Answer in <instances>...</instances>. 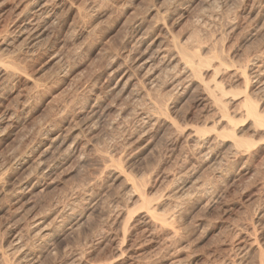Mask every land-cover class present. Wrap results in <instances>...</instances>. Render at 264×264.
Listing matches in <instances>:
<instances>
[{"label":"rangeland","instance_id":"rangeland-1","mask_svg":"<svg viewBox=\"0 0 264 264\" xmlns=\"http://www.w3.org/2000/svg\"><path fill=\"white\" fill-rule=\"evenodd\" d=\"M27 1L0 0V264H261L264 131L235 119L234 146L200 83L157 51L175 38L264 71V0H63L34 46L15 32Z\"/></svg>","mask_w":264,"mask_h":264},{"label":"bare ground","instance_id":"bare-ground-1","mask_svg":"<svg viewBox=\"0 0 264 264\" xmlns=\"http://www.w3.org/2000/svg\"><path fill=\"white\" fill-rule=\"evenodd\" d=\"M27 1V0H26ZM31 1V0H30ZM52 1V0H51ZM62 1L63 0H55V5H50L48 2H47V0H36V3L35 4H31V11H30V13H27V14H25V15H23L22 13V16L20 15L19 16V18L16 20V23H15V21L13 22V23H15V24H17V30H15V32L16 31H18L19 33H20V36L21 35H26L24 38H26L27 39V42H29V44H32V46H34L37 42H39V41H41V38H42V36H43V32H42V30H40V28L41 27H39L40 25H39V23H38V21H39V19L41 18V16L42 15H46L47 17V22H49L52 18L51 17H53L54 16V14H55V7H59V5H61L62 4ZM68 1V0H67ZM28 2V1H27ZM66 3V2H65ZM68 4H70V3H68ZM63 5V4H62ZM72 6V5H71ZM25 7V6H24ZM23 7V8H24ZM30 7V6H29ZM26 8V7H25ZM59 8H61V7H59ZM74 8V7H73ZM154 8V7H153ZM163 9V8H162ZM21 10H23V9H21ZM167 10V9H166ZM78 11V10H77ZM77 11H75V13L77 12ZM152 11V10H151ZM26 12H29V11H26ZM58 12V11H57ZM80 12V11H79ZM78 12V13H79ZM158 12V11H157ZM168 12V11H167ZM147 13V12H146ZM150 13V12H149ZM148 13V14H149ZM161 13V12H160ZM160 13L158 12V14L157 15H160ZM164 13V12H163ZM80 14V13H79ZM83 14V13H82ZM146 15V14H145ZM162 15V14H161ZM164 15V14H163ZM79 16V15H78ZM82 16V15H81ZM148 16V15H147ZM165 16V15H164ZM18 17V16H17ZM77 17V16H76ZM80 17V16H79ZM84 17V16H83ZM136 17V16H135ZM156 17V16H155ZM15 18V17H14ZM57 18V17H56ZM84 18H86V17H84ZM134 18V17H133ZM152 18V17H151ZM157 18H161V16L159 17H157ZM43 19V18H42ZM76 19V18H75ZM77 20V19H76ZM44 21V20H43ZM9 22V21H8ZM12 22V21H11ZM46 22V21H45ZM51 22V21H50ZM55 22V21H54ZM58 22V21H57ZM82 22V21H81ZM55 24V23H54ZM75 24V23H74ZM7 25V24H6ZM9 25V24H8ZM10 25H11V23H10ZM48 25V24H47ZM52 25V24H51ZM164 25V24H163ZM53 26V25H52ZM11 27V26H10ZM15 27V28H16ZM48 27V26H47ZM58 27V26H57ZM6 28V27H5ZM60 28V27H59ZM63 28V27H62ZM134 30V29H133ZM6 32V31H5ZM140 32V31H139ZM7 33H9V32H7ZM12 34H13V32H12ZM139 34V33H138ZM143 34V33H142ZM141 36V35H140ZM22 37V36H21ZM173 37V36H172ZM20 38V37H19ZM23 39V38H22ZM173 39V38H172ZM173 40H175V41H173ZM172 40V42H171V46H170V44H168L169 46H170V48L168 47L167 48V46H166V48H163V49H160V51L158 52L157 51V55L158 56H160V58H158V59H160L161 60V62H163L164 63V61L166 60V58H167V56H168V54H170L171 53V55L173 54V57H174V59L176 58V61H177V65L179 66V68L182 70V72H184V73H188L187 75H189L188 77L190 78V80H191V82H192V79H191V77L193 78V81H195V80H197L199 83H200V85L202 86V92H204L203 94H205V96H206V100H207V104H209L210 105V108L212 109V111L211 112H214L213 114L215 115H217V117H216V125H218V123L219 124H223L224 122H225V124H227V125H225V126H228L226 129V131L227 132H229L228 130L230 129L231 131H230V133L228 134V136H227V138H231V140H233V144H234V146L236 145V146H238L237 144H238V142L240 143V140L239 139H237L238 137H237V135H236V129L238 128L237 126V128L235 129V127H234V120L235 119H237V120H244V122H246V121H248V122H252V124H253V126H254V129H263V131H264V116H263V112H264V110H262L261 109V107H259V105L258 104H256L253 100V98H252V94H250L249 93V87H250V84L252 83H259L258 85H259V87L257 88V90L260 92L261 91V93H263L264 94V71L262 70V67H260V65H258L257 66V61L255 62V61H251V59H250V64H249V62H247L248 63V65H247V67L245 66L244 68H245V70H241V68H239V69H235V68H230V64L229 63H231V62H229V61H226L225 62V58L223 59L222 57H220V56H217V55H213L211 58H206V59H203V56H202V54L198 51V50H196L195 48H193V47H190L189 45L187 46V44L184 42H181L180 40L179 41H176V39L174 38ZM178 40V39H177ZM21 41V40H20ZM24 39H23V44H24ZM186 41V40H185ZM27 42H25V43H27ZM41 43V42H40ZM39 43V44H40ZM1 44V43H0ZM11 44V43H10ZM38 44V45H39ZM21 45V44H20ZM25 45V44H24ZM16 46H18V45H16ZM23 46V45H22ZM21 46V47H22ZM26 46H27V44H26ZM41 46V45H40ZM196 47V46H195ZM18 48H19V46H18ZM23 48V47H22ZM22 48L20 49V52H21V50H22ZM24 48H26V47H24ZM29 48V47H28ZM9 49V48H8ZM30 49H33V48H30ZM35 49H37V48H35ZM205 49H207V47L205 48ZM204 49V50H205ZM210 49V48H209ZM217 49V48H216ZM203 50V49H202ZM204 50H203V52H204ZM26 51H28V50H26ZM209 51V50H208ZM6 52V51H5ZM18 52V51H17ZM22 52H24V51H22ZM30 52H31V50H30ZM34 52V51H33ZM16 53V52H15ZM26 53V52H25ZM5 55V54H4ZM32 55V54H31ZM35 55H36V53H35ZM154 55V54H153ZM17 56H18V54H17ZM16 57V56H15ZM29 57H31L30 55H29ZM156 57V56H155ZM155 57H153V58H155ZM7 58H9L8 56H7ZM7 58H5V59H7ZM256 58V57H255ZM152 59V58H151ZM11 60V59H10ZM23 60H24V58H23ZM150 60V59H149ZM146 61V62H143V64H140V66L141 67H143V68H146L147 70V75H146V73H145V76H146V81H151L152 79L154 80L155 78H156V76H155V72H154V70L156 71V69H152V67H153V65H151V66H149L148 64H150L151 62L150 61ZM9 61V60H8ZM8 61H6V63L8 62ZM18 61V60H17ZM19 61H20V59H19ZM168 61H171V60H168ZM3 62V61H2ZM259 62V61H258ZM19 63V62H18ZM30 63V62H29ZM226 63H228V64H226ZM4 64V63H3ZM11 64V63H10ZM23 64V63H22ZM22 64H21V66H22ZM154 64V63H153ZM167 64V63H166ZM169 64V63H168ZM6 65H9V64H6ZM6 65H5V67H6ZM146 65H148L149 67H147ZM176 65V64H175ZM231 65H232V63H231ZM140 66H138V67H140ZM145 66V67H144ZM155 66V65H154ZM170 67H171V64L169 65ZM173 67H175L174 65H172ZM177 66V67H178ZM233 66H235V65H233ZM240 66V65H239ZM1 67H2V65H1ZM5 67L3 66V68L5 69ZM10 67H13V65L11 64V66ZM151 67V68H150ZM27 68V67H26ZM29 68V67H28ZM32 68V67H31ZM154 68V67H153ZM2 69V68H1ZM0 69V70H1ZM8 70H9V66H8V68H7ZM22 69V68H21ZM21 69H18V71L20 70L21 71ZM141 70H142V68H140ZM234 69V70H233ZM7 70V71H8ZM12 70H14V69H12ZM7 71H2L1 73H3V76L5 75V74H8L9 75V73H7ZM176 71V70H175ZM17 72V71H16ZM168 72H169V70H168ZM177 72V71H176ZM180 72V71H179ZM210 72V76H211V74L213 75V79H212V81L211 82H206L205 80H208L209 78H210V76H208L207 77V79H205V76H207L208 75V73ZM12 73V72H11ZM26 73H27V71H26ZM171 74H172V71L170 72ZM183 73V74H184ZM21 74H22V72H21ZM165 74V73H164ZM166 74H168V73H166ZM15 75V74H14ZM14 75H12L13 77H14ZM17 75H18V73H17ZM156 75H157V73H156ZM173 75V74H172ZM171 75V76H172ZM1 76V75H0ZM7 76V75H6ZM18 76H20V75H18ZM25 76V75H24ZM180 76V75H179ZM178 76V77H179ZM183 76V75H182ZM186 76V75H185ZM174 77V76H173ZM187 77V76H186ZM226 77V78H225ZM233 77H235L236 78V80H238L237 79V77L239 78V79H242V83H244V91L242 92V94L243 95H240L238 98H236V96H231L232 94H230V92L227 90L228 88H230V85L232 84H230V82H227L229 79H231V78H233ZM1 78V77H0ZM18 78V77H17ZM20 78V77H19ZM29 78V77H28ZM27 78V79H28ZM158 78V77H157ZM181 78V77H180ZM183 78V77H182ZM188 78V79H189ZM25 79V78H24ZM145 79V78H144ZM173 79V78H172ZM175 79H176V77H175ZM178 79V78H177ZM226 79H228L226 82H225V80ZM28 80H30V79H28ZM34 80V79H33ZM152 80V81H153ZM181 80V79H180ZM179 80V81H180ZM185 80H187V79H185ZM236 80H234V82L236 81ZM9 81V80H8ZM37 80H35L34 82H36ZM148 81V82H149ZM157 81V80H156ZM159 81V80H158ZM157 81V82H158ZM176 81V80H175ZM178 81V80H177ZM182 81V80H181ZM188 81V80H187ZM4 82H6V81H4ZM231 82H233V81H231ZM237 82H239V81H237ZM37 83V82H36ZM35 83V84H36ZM181 83V82H180ZM188 83V82H187ZM241 83V84H242ZM34 84V83H33ZM147 84V83H146ZM176 84H177V82H176ZM182 84V83H181ZM181 84H178L179 85V87H180V85ZM151 85V84H150ZM156 85V84H155ZM35 86H37V85H35ZM177 86V85H176ZM233 87V86H232ZM231 87V88H232ZM22 88H23V86H22ZM25 88V87H24ZM176 88V87H175ZM231 88H230V90H231ZM36 90V89H35ZM176 90V89H175ZM31 91V90H30ZM263 91V92H262ZM28 92V91H27ZM176 92H178V91H176ZM233 93V92H232ZM29 94V93H28ZM33 95V94H32ZM234 95V94H233ZM236 95V94H235ZM242 96V97H241ZM20 97V96H19ZM254 97V96H253ZM30 98V97H29ZM240 98H242V100L240 101V103H238V104H235V103H237L236 101L237 100H239ZM26 100V99H25ZM234 104V105H233ZM25 105H26V103H25ZM24 105V106H25ZM235 106V105H237L236 107H238L239 109H237V111H234V112H232V113H230L229 111H230V108H229V106L230 107H232V106ZM16 107H17V105H16ZM27 107V106H26ZM236 107H234V108H236ZM14 109H15V107H14ZM151 109V108H150ZM158 109V108H157ZM160 109V108H159ZM159 109H158V111H159ZM149 110V109H148ZM142 111V110H141ZM263 111V112H262ZM148 112V111H147ZM150 112V111H149ZM26 113V112H25ZM143 113V112H142ZM212 114V115H213ZM147 115V114H146ZM2 116V115H1ZM5 116H6V113H5ZM3 117V116H2ZM7 117H9V116H7ZM147 117V116H146ZM4 118V117H3ZM151 118V117H150ZM27 119V118H26ZM148 119H149V117H148ZM214 119V118H213ZM5 120V119H4ZM15 121V120H14ZM151 122V121H150ZM222 122V123H221ZM215 123V122H214ZM23 125V124H22ZM235 125H236V123H235ZM17 126V125H16ZM224 126V125H223ZM213 127H215V126H213ZM222 127V126H221ZM252 127V126H251ZM39 130V129H38ZM41 133V132H40ZM198 134H200L198 131H195L194 132V134H193V136L195 135L196 136V138L195 139H197V141H203V143L205 142V141H207L206 139H204L203 137H200V136H198ZM44 136V135H43ZM219 136V135H218ZM192 137V136H191ZM194 138V137H193ZM216 138V137H215ZM214 138V140H216ZM218 138V137H217ZM42 139H43V137H42ZM208 139V138H207ZM226 140V139H225ZM41 141V140H40ZM228 141V140H227ZM226 141V142H227ZM244 142V141H243ZM41 143V142H40ZM225 143V142H224ZM23 144V143H22ZM43 144H45V143H43ZM42 144V145H43ZM206 144V143H205ZM219 144V143H218ZM221 144H222V141H221ZM42 145H40L39 147H41ZM37 146V145H36ZM48 146V145H47ZM203 146H204V144H203ZM36 148V147H35ZM236 148V147H235ZM32 149V148H31ZM40 149V148H39ZM48 149V148H47ZM51 149V148H50ZM44 150H46V149H44ZM237 150V149H236ZM36 151H38V150H36ZM35 151V152H36ZM46 151H48V150H46ZM45 151V152H46ZM55 151V150H54ZM34 152V150L32 151V155H33V153H35ZM39 152V151H38ZM44 152V153H45ZM16 154H18V153H16ZM26 154H27V152H26ZM29 154V153H28ZM41 154V153H40ZM46 154V153H45ZM39 155V154H38ZM41 156V155H40ZM34 157V156H33ZM38 157V156H37ZM43 157V156H42ZM60 157V156H59ZM25 158V157H24ZM37 159H39V158H37ZM46 159V158H45ZM18 160V159H17ZM26 160V159H25ZM40 160V159H39ZM37 161V160H36ZM26 162V161H25ZM39 163V165L37 164V162H36V164L38 165V173L37 174H39V172L40 173H44V171H45V168L46 167H44V165H43V163H45V162H43V161H41V163H40V161L38 162ZM47 164V163H46ZM0 165H1V163H0ZM51 165V164H50ZM53 165V164H52ZM9 166V165H8ZM36 166V165H35ZM46 166V165H45ZM3 167V166H2ZM10 167V166H9ZM34 167V166H33ZM37 167V166H36ZM48 167H49V165H48ZM26 169V168H25ZM50 169V168H49ZM2 170V169H1ZM11 170V169H10ZM35 170H37V169H35ZM33 171V170H32ZM4 172H5V169H4ZM4 172H2V173H4ZM32 173V172H31ZM47 173V172H46ZM1 174V173H0ZM34 174H35V172H34ZM44 175V174H43ZM48 175V174H47ZM43 177V176H42ZM49 177V176H48ZM2 178V177H1ZM44 179V178H43ZM19 180V179H18ZM29 180V179H28ZM1 181V180H0ZM21 181V180H20ZM23 181H25V179L23 180ZM38 182V181H37ZM19 183H21V182H19ZM183 184V183H182ZM20 185V184H19ZM2 187V186H1ZM24 188V187H23ZM30 189V188H29ZM8 190V189H7ZM5 191V190H4ZM9 191V190H8ZM17 191V190H16ZM18 192H19V190H18ZM27 192V191H26ZM14 194V193H13ZM17 194V193H16ZM150 214V213H149ZM153 215H154V213H153ZM33 221H34V219H33ZM165 221V220H164ZM36 222V221H35ZM36 224L37 223H35V226H36ZM39 224V223H38ZM37 224V225H38ZM34 225V224H33ZM40 225V224H39ZM17 234V233H16ZM45 235V234H44ZM44 235L42 236L44 239H45V237H44ZM46 236V235H45ZM17 237V236H16ZM15 237V238H16ZM40 237V236H39ZM42 238V239H43ZM18 239V238H17ZM39 239V238H38ZM44 239H43V241H44ZM16 244H19V243H16ZM20 245H21V242H20ZM19 245V246H20ZM26 245V244H25ZM252 245V244H251ZM24 245L22 244V247H23ZM17 247V246H16ZM25 247V246H24ZM14 248V247H13ZM26 248H28V246H26L25 247V249ZM248 248H250V246L248 247ZM18 249V248H17ZM22 249H24V248H22ZM14 250H15V248H14ZM246 250V249H245ZM18 251L19 250H17V253H18ZM31 251V250H30ZM247 251V250H246ZM14 253L16 252V250L15 251H13ZM28 252V251H27ZM20 253V252H19ZM16 254V253H15ZM21 254V253H20ZM26 254V253H25ZM25 254H23V255H25ZM28 256V255H27ZM26 256V257H27ZM31 256H33V255H31ZM17 257V256H16ZM30 257V256H29ZM25 258V257H24ZM28 258V257H27ZM27 258H26V260H27ZM23 259V258H22ZM20 260V259H19ZM264 260V259H263ZM260 261L261 262V264H264V261Z\"/></svg>","mask_w":264,"mask_h":264}]
</instances>
